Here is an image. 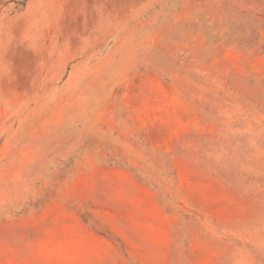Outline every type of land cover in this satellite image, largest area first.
Returning a JSON list of instances; mask_svg holds the SVG:
<instances>
[{
    "label": "rangeland",
    "instance_id": "374dc122",
    "mask_svg": "<svg viewBox=\"0 0 264 264\" xmlns=\"http://www.w3.org/2000/svg\"><path fill=\"white\" fill-rule=\"evenodd\" d=\"M39 14L0 0V264H264V0Z\"/></svg>",
    "mask_w": 264,
    "mask_h": 264
},
{
    "label": "crops",
    "instance_id": "0c3cea01",
    "mask_svg": "<svg viewBox=\"0 0 264 264\" xmlns=\"http://www.w3.org/2000/svg\"><path fill=\"white\" fill-rule=\"evenodd\" d=\"M33 4H36L39 9V21L41 23L43 22H51V0H31ZM41 9H44L43 11H47L46 14L41 13ZM47 9V10H45Z\"/></svg>",
    "mask_w": 264,
    "mask_h": 264
}]
</instances>
